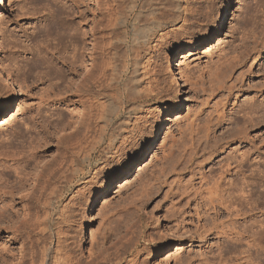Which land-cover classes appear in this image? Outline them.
<instances>
[{
    "label": "rangeland",
    "instance_id": "obj_1",
    "mask_svg": "<svg viewBox=\"0 0 264 264\" xmlns=\"http://www.w3.org/2000/svg\"><path fill=\"white\" fill-rule=\"evenodd\" d=\"M96 2L0 4V264L20 260L22 227L29 222V210L34 211L27 199L30 181L20 179L19 169L33 174L35 161H41L39 168L49 166L64 145L71 153L69 178L74 177L50 209L53 227L55 214L67 206L65 220L56 226L60 243L52 233L45 264H53L56 253L58 264L66 255L81 264H264V0H178L174 20L171 10L161 8L156 14L161 26L135 51L136 72L134 17L128 27L120 20L105 26V6L114 3L99 0L100 41L116 63V82L110 74L103 82L108 98L99 102L111 121L95 147L99 132H90L85 141L76 133L92 111L87 99L94 89L83 74L91 68L88 25L97 16ZM225 10V24L218 26ZM60 16L71 24L70 33L79 26L69 45L48 33ZM145 25L140 17L135 26ZM80 30H88L86 36ZM125 30L128 44L122 38ZM73 55L82 64L74 72ZM110 105L116 112L108 111ZM132 105L139 109L128 113ZM244 106L253 107V116L260 114L262 122L248 124ZM157 119L161 125L149 146L120 174L123 151L143 142ZM106 122L98 125L103 128ZM243 153L245 161H224ZM109 176L114 178L108 189L99 193V184ZM216 180L219 190L245 187V199L252 195L257 203L258 209L247 205L237 218L235 229L243 235L237 241L227 231L233 214L205 205V189Z\"/></svg>",
    "mask_w": 264,
    "mask_h": 264
},
{
    "label": "bare ground",
    "instance_id": "obj_2",
    "mask_svg": "<svg viewBox=\"0 0 264 264\" xmlns=\"http://www.w3.org/2000/svg\"><path fill=\"white\" fill-rule=\"evenodd\" d=\"M3 2H4V0H0V4H2ZM108 3H107V6H105L106 7L105 12H106V14H108L107 18L109 16V19H108V21H106L108 23V25H105V26H109V27L111 26L110 28H112V26L113 27L117 26V24H118L117 20H120L119 23H121V25H123L124 27H128L129 20L132 17H134L133 18L134 21L132 24V31L135 33V35H136V33L139 34V35L135 36L133 38V40H131L132 41L131 51L133 54L132 65H133V71L136 72L137 71L136 68H137V64H138L137 54L139 52L137 51L138 52L137 53L135 51L138 50L140 45H142L144 42H146L149 39V36L152 35L154 33V31L161 26V24L158 21V19H160V17L158 18V16H156L157 12L158 11L160 12L161 8L169 9V10H171V12L169 13L171 15L170 20H174L177 12L180 10L181 7L178 3V0H175L174 2L172 0H112V3H114V4H110V2H108ZM227 5H228V1H226V5H225L226 8L228 7ZM99 6H100L99 0H97V2H96L97 16L92 19L91 25L87 24L88 27L90 26L89 31L91 32L90 36L92 37V50H91L92 58H91L90 71L88 69V71H86L83 74L84 82L88 85L89 88L91 87L94 89L92 92V95L89 97V99H87V101L90 102V107H91L90 109L92 111H91V114H89V116L87 115V117H89V118L86 117L87 122L84 125L83 130L79 133L77 130V133H76L78 135V137L80 136L79 137L80 140L83 139V141H85V139H87V137H88L87 135L90 132H99L100 136H99L98 141H96V143H95V147L98 146V143L101 140L100 138L102 137L101 134H104L107 131V128L109 126V122L111 121L110 117H106L103 114L104 113V111L102 110L103 105L99 102V98L100 99L108 98L107 95L105 94L106 90L104 91V88H103V85H104L103 82H104V80H107L105 78H107L108 74H110L111 77L116 82V63H114L112 60L111 61L109 60V57H108L109 53H108V51L106 52V50H108L107 48H109V47H107L106 49L103 48L101 45V41H100V39L102 38L101 35L103 32V28H102L103 24H101V12H100ZM183 12H184V10H183ZM223 13L226 14L227 11L225 10L224 12H222V14L218 20L219 21L218 26H222L225 24V16L223 15ZM115 14H116V16H114ZM65 16L68 17L69 14H67ZM111 17H113V18L111 19ZM140 17H143L145 19V21L148 22V25H145L146 27H144V28L142 27L143 29L137 30L135 25H136V22L140 19ZM63 20H65V19L64 18L62 19L61 16L59 19L53 20L52 24H50L48 26V33H50V34L53 33L54 37H56V39H58L60 41H65V42L68 41V45H69V42H71L73 37H75V36H73L75 34L74 30H76L79 26L76 27L75 29H71L74 32L71 31V33H70L69 30L71 28V26H70L71 24L69 23L70 24L69 25L68 23H66V21H63ZM83 22H85V20H83ZM81 23H82V21H80L78 24H81ZM68 27H70V28L67 29ZM72 27L74 28V26H72ZM81 28H84V27H81ZM80 31L82 32L81 34L84 37V36H86V33L88 30H80ZM135 31H137V32H135ZM108 32L110 33L111 31L108 30ZM206 33H208V31H205L202 35H204ZM78 37H79V35H78ZM127 37H128V32H127V30H125L124 36L122 37L123 42H125V44L128 41ZM198 38H199V36H198ZM198 38H196V39H198ZM81 44H84V42H82ZM75 46L77 47V45H75ZM109 52H110V50H109ZM74 55H75V53H74ZM74 55H73L74 59L73 58H72V60L70 59L71 60L70 62L68 60V62L71 65V67H70L71 71L75 70V68L77 67L76 65H78V64H76V60L78 59V57L75 60ZM81 55H82V59L80 61L83 62V56L84 55H83V53H81ZM80 58H81V56H80ZM64 59H66V58H64ZM68 59H69V57H68ZM66 61H63V62H66ZM78 66H82V64L78 65ZM68 72H69V70H68ZM122 76H123V71H121V73L119 74L118 80L121 79ZM111 77L109 76L108 79H110ZM56 86H58V85H56ZM106 88H107V86H106ZM136 94L137 95L139 94L138 90H136L135 95ZM139 98L140 97H138L136 99L139 100ZM176 100H177V98L174 99V101H176ZM2 102H3V100L0 101V104ZM3 104H4V102H3ZM111 105L109 107L107 106L108 111L114 112L115 109H113V107ZM138 109L139 108L137 106L132 105L128 108V113H135ZM142 109H143V106H142ZM241 111L243 112L244 115L246 114L249 116L247 118V121H248V124H250L252 127L257 126L258 124H260L262 122L259 120L260 119L259 117H261L260 114L259 115L257 114L256 117L253 116V113H252L254 111L253 107L249 106L247 108L246 106H244L243 108H241ZM115 112H116V110H115ZM93 113H94L95 119L91 118L93 116ZM222 116H225V115H222ZM102 120H106L108 122V124L106 122V124L103 128L98 125L99 122ZM160 125H161V123L159 122V119H157L155 124L153 125V127L151 129L150 134L144 139L143 142L137 144V146L133 145L134 147L132 148L131 152H129L131 148L125 149L123 151V154L125 156L120 158L118 163H117V169L119 170L120 174L125 172L128 169V167L130 166L132 161L135 159L136 154L140 155L149 146V144L153 140V138H152L153 133L159 129ZM74 134H72V135H74ZM69 137H70V135H69ZM78 137H77V140H78ZM66 138H68V137H66ZM72 138H74V137H72ZM71 140H73V139H71ZM69 143H72V142H69ZM70 146H71V144H70ZM62 148H63V151H62V154L60 155L59 159L52 161V163L50 162L49 166H47V167L39 168V164L41 163V161H35V168L33 167L34 168L33 174H30V173L28 174L27 170H26L27 172H24L25 170L23 168L19 169L20 172H18V173L22 174V176H21L22 178L19 176L20 179L21 180L23 179L22 181L23 182L25 181V183L28 180L30 181V182H28L29 184L27 185L28 187L26 188L29 191L27 199H29L31 201V203L34 205V211H33L34 213L30 212V210H29V216H30L29 222L27 224L24 223V226L22 227V228H24L23 235H22L23 253L20 256L21 257L20 260L16 264H45L46 258L48 256H50L49 254H50L51 250L49 247V240L51 239L50 237L52 236V233H54L57 236L56 237L57 242L60 243L59 239L61 236L59 235V232L57 230L58 228L56 226L59 225L58 223L60 220H63V219L65 220V212H66L65 209L67 206L63 207L64 209H59V211L55 214V218L53 219V227L49 223L50 209H52L54 207L55 201L58 199V197H60L62 195L64 189H66V185L74 177V175H72L69 178L68 169H67V167L69 166L67 164L68 163L67 158L69 155H71V153L68 150L69 148H67L66 145H64ZM247 157H248V155H245V153H243V154H241L239 159L228 156L227 158L224 159V161H245L247 159ZM227 166H229V165H227ZM227 171L228 170H225L226 173H227ZM112 176H109L106 180H104L101 184H99V187H98L99 193L104 192L108 189L110 182L114 178ZM219 188H220V183L218 180H216L212 183V185L210 187L205 189L206 194H207L206 196H203V198L205 199V202H206L205 205L208 206V209L212 208L213 210H215L216 213L219 212L218 208L222 206L224 209H226L228 211L229 216L233 214L232 217L230 216L231 217V219H230V223H231L230 226L231 227H228L227 231L233 233L234 236L231 238L233 240L235 239L237 241L240 239V236L243 237V235L240 233L242 231L239 232V230L235 229L236 228L235 224L238 223L237 218L242 217V215H244L246 213V210H243V209H245V207L247 205L250 206V207L248 206L249 210L258 209L257 203H256V201H254V199H252V195H250L249 199H247V200L245 199V197L243 195L244 194L243 189L245 187H243V186L236 187L237 190L235 189V191L232 189L229 190L228 187L227 188L225 187L224 189H221V190H219ZM47 189H49V190L47 191ZM219 192L220 193L222 192L221 196H220ZM10 205L11 204H8V207H10ZM4 207H5V205H4ZM4 207L2 210L6 209V208L4 209ZM122 245H124V244H122ZM56 250H57V248H56ZM123 251H124V249H123ZM115 252H116V250H115ZM55 255H54V257L56 258ZM66 256L67 257H63L66 259V261L64 260L65 262L62 261L64 263H60V264H81V263L75 261L76 259L73 256L72 257H70L68 255H66ZM55 258H53L52 263L58 264V262L56 261ZM117 258H118V256H117ZM112 259H114L116 261L115 258H112ZM110 262H112V261H110ZM110 262L107 261V264H110ZM138 262L139 261H137V260L135 261L136 264H138ZM83 264H93V263H92V261H88V262L86 261ZM95 264H101V263H95Z\"/></svg>",
    "mask_w": 264,
    "mask_h": 264
}]
</instances>
